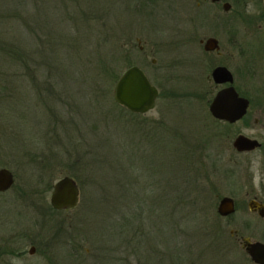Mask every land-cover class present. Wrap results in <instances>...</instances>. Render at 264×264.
<instances>
[{
	"label": "rangeland",
	"instance_id": "1",
	"mask_svg": "<svg viewBox=\"0 0 264 264\" xmlns=\"http://www.w3.org/2000/svg\"><path fill=\"white\" fill-rule=\"evenodd\" d=\"M228 1L233 3L232 8L228 12H224L221 3L211 5L206 2L201 6L200 11H195L189 2L186 1L187 3L183 6L184 0H174L176 8H173L175 10L174 13L172 12L173 19L167 15L168 18L158 17L153 23H145V21L143 23L137 21L115 23L118 32H120L119 30L124 31L131 40V47L125 46L127 49L122 53L125 55L124 61L119 59L121 62L115 65V70L119 74L129 63L130 65L135 64L144 70L151 82L158 88L160 95H158L156 106L146 115L148 118L159 119L162 114L168 121V127L162 133L163 139L171 128L178 130L184 140L188 144H192L197 138L193 129L198 126L199 121H202L204 125L206 122L203 120L208 121L209 114L205 104L203 106L201 100L196 97L197 74L206 71L208 63L219 62V60L228 62V50L231 45H237L242 39L252 36L250 39L252 41L251 51L263 52L261 50L264 48H261V45L264 43V32H262L261 24L264 23V17L261 15V0ZM186 36L192 38L215 36L219 39L222 56L206 54L205 57H202L203 50L197 41L194 42L196 49L194 46L190 47L191 44L187 45V49H185L183 41L186 40ZM137 39H140V43ZM139 46H143L142 50L139 49ZM151 59H155V62H152ZM184 60L188 62L187 65ZM197 60L198 64L199 60L201 61L199 65H195ZM204 62H206L205 66ZM79 77L75 86L69 88V93L62 86L64 102L54 101L55 113L50 120H47V117L44 119L42 116L38 119L41 105L37 102L36 96H31L30 91L26 93L23 88L18 94L15 108L5 107L4 110L3 108L1 110L2 124L9 122L16 131V135L0 132L1 160L5 156L9 161V163L7 162L9 165L5 167L12 171L16 186L5 192H0V237H14L10 244L22 252L20 257H4V261L0 260V264H112L109 259H105V253H108L107 247L111 250L109 255L112 258L121 259L113 264H167L168 262L163 260L164 257L162 258L166 250V232L162 230V232H158L151 223L147 224L148 232L152 234L145 237V247H141L139 254L130 255L128 251H123L122 246H119L120 241L107 243V236L104 235L106 225L110 220V216L105 213L107 211L103 207H95V203L92 201L82 207L84 195L80 188V182L86 180V173L80 168H72V170L70 163L75 160L76 150L81 151V149L72 148L73 146L68 144V142L72 143L77 139L81 142L87 139L88 141L92 140L89 132L85 131L88 130V125L90 126L88 122H92V120H84L85 114L92 112L91 106H87V102H90L89 87ZM104 84L105 82L101 84L100 88L105 91L107 85ZM214 92V89L209 91V98ZM110 98L114 101L112 92ZM59 109L62 110V113L58 112ZM97 109L100 110V108ZM114 111L116 109H113ZM64 124L67 129L64 128ZM199 124L201 125L200 122ZM129 125L130 123L125 121L114 125L117 129L115 131L113 129L112 141L117 144V149H129L127 138L132 140L134 147L139 145L140 131L144 129L137 127L129 131L127 129ZM36 128H38V134L30 136L29 130ZM217 129L219 126L213 125V132H216ZM101 131L103 130L100 129L98 132L100 139H102ZM39 134L42 136L46 134L43 142L39 138ZM55 134L58 136L53 139V142L49 139V145H47L45 138H50L51 135L54 137ZM213 143V148L210 150L213 161L222 167H227V163L234 164L235 157L232 158V161H228L231 153L228 140L221 139L214 134ZM143 144V148L135 152L137 167L149 170L151 166H154L153 173L168 174V156L166 149L163 148V143L155 142L151 145L144 141ZM21 147L25 149L23 148L24 152L21 155L23 159L20 161L25 162L24 164L21 162L20 167L19 164L16 165L18 162L13 160L10 155L16 151L19 154L18 148ZM71 152L72 157H70ZM33 154L36 158L47 157L50 164L41 167L43 169L38 171L37 169L42 163L37 161L29 164L28 161V158ZM143 163L146 165L143 166ZM219 173L210 174L208 179L211 183H218V189L222 194L232 195L237 199L240 207L233 218L241 216L238 221L245 218L249 221L251 219V222H254L253 226L243 230L239 224L231 220H229L231 224L228 226L225 220L218 221L214 214L217 201L214 194L210 192V190L212 191L210 183L206 182L204 195L198 199L196 206L193 204L192 207H189V213L192 214L186 220L184 227V232L188 230V236L184 233L181 236L178 235L180 237V245H178L187 246L186 240L189 237L192 242L190 244L192 245V256L196 260V264H252L239 246L238 241L233 238L235 242L228 244V242L219 239V235L222 236L221 232L226 235L230 228H237L243 236L247 235L253 240L264 242V221L256 220L257 218L248 211L244 204L246 198L244 195L245 179L240 170L238 176L235 175L229 181V178H226L224 174L219 176ZM65 175L76 180L80 193L79 201L76 207L68 211H58L52 209L49 202L51 189L44 191V188L48 183L53 184ZM154 176L158 178L157 174ZM39 177L41 182H39ZM144 181L139 180L134 185L142 187ZM34 189L36 193L32 192ZM41 189L43 190L41 191ZM141 194L143 192L138 189L137 195ZM115 200L118 203L122 201L120 190L116 192ZM155 213H157L156 218L159 220V224L164 223L163 204H160ZM116 216L118 220L119 213ZM152 217L154 218V216ZM214 228H217L219 235L213 233ZM32 245L35 246V251L33 254H29L28 249ZM153 247L154 252L152 251ZM126 255L129 258L124 260Z\"/></svg>",
	"mask_w": 264,
	"mask_h": 264
},
{
	"label": "trees",
	"instance_id": "2",
	"mask_svg": "<svg viewBox=\"0 0 264 264\" xmlns=\"http://www.w3.org/2000/svg\"><path fill=\"white\" fill-rule=\"evenodd\" d=\"M186 1L195 11H200L196 0H184L183 6ZM175 6L174 0H0V132L16 135L9 122L2 124L1 110L5 107L15 108L21 88L36 96L41 105L38 119L42 116L50 120L55 113L54 101L64 102L62 86L69 93V88L75 86L80 76L89 87L90 102H87V106H91L92 112L85 114L84 120H92L88 122V130H85L92 140L83 139L84 142H81L77 139L68 144L81 149L76 150L75 160L70 163L71 169L80 168L86 173V180L80 182L84 195L82 207L91 201L95 207H103L110 216L104 233L107 243L120 241L119 246L130 255L139 254L141 247H145V237L152 234L147 226L151 223L158 232L162 230L167 233L166 250L162 255L167 264H196L189 237L187 246H179V236L182 233L188 236V230L184 232V227L192 214L189 207L193 204L196 206L198 199L204 195L202 182L210 175V167L206 165L207 139L196 127L193 131L197 138L192 144H188L178 130L170 127L163 139L162 133L168 127V121L162 114L159 119H149L145 114L129 112L110 98L111 92L113 95L111 87L120 74L116 72L115 65L125 58L122 54L127 49L125 46L131 47L129 36L122 30L118 32L115 23H153L158 17L173 19ZM103 82L107 85L105 91L100 88ZM113 109L116 111L113 112ZM58 112L62 113V110ZM120 121L130 123L129 131L137 127L144 129L140 131L138 146L134 147L132 140L127 138L129 149L116 148L112 135L117 129L114 125ZM64 128L67 129L65 124ZM100 129L103 130L102 139L98 137ZM29 132L30 136L38 134V128ZM57 136L45 138V143L49 145V139L53 142ZM44 137L46 134H39L42 142ZM59 138L62 140L60 135ZM144 141L151 145L162 142L166 149L167 197L162 193L163 174L153 173L154 166L148 170L136 165L135 152L143 148ZM23 148H18L19 154L16 151L10 155L20 167ZM33 156L28 161L29 164L40 161L42 165L38 171L50 164L45 156ZM7 162L6 157L1 160L0 155V166L9 165ZM139 180H145L142 187L134 185ZM51 188L52 184L48 183L44 191ZM138 189L143 194L138 196ZM118 190L122 200L120 203L115 200ZM32 192L36 193L35 189ZM160 204H163L165 221L159 224L155 212ZM117 213L120 215L118 220ZM106 250L105 259L112 264L121 260L109 255V247ZM152 251H155L154 247ZM127 258L128 255L123 259Z\"/></svg>",
	"mask_w": 264,
	"mask_h": 264
},
{
	"label": "flooded vegetation",
	"instance_id": "3",
	"mask_svg": "<svg viewBox=\"0 0 264 264\" xmlns=\"http://www.w3.org/2000/svg\"><path fill=\"white\" fill-rule=\"evenodd\" d=\"M206 2H209L211 5L221 3V7L224 12H228L229 10H231L233 4L228 0H216V1L196 0V6L200 8ZM225 3L229 4L228 10H224L223 6ZM261 5H262L261 15L264 17L263 0H261ZM261 26H263L262 32H264V23L261 24ZM210 37H213L217 40V46L213 49H206V40ZM252 37L242 39V41L238 42L237 45H231V48L228 50V57H227L228 62L227 61L224 62V60H219V62H215V63L210 62V64L209 63L207 64L206 71L204 70L203 73L197 74V77L195 76L196 81L198 83L196 84L198 86L196 87V91H197L196 97L197 99L201 100L203 106L205 104V108L207 109V113L209 114V118H207L208 121L206 119H205L206 121L203 120L204 122H206V124L204 125L202 121H199L201 125L198 122V126L196 128L198 130L200 129L199 131L202 132L201 135H204V138L207 139L208 141V143L205 144L208 154V155L206 154L208 156L206 158L207 160L206 165L210 167V174L220 172L218 175L220 176L221 174H224L226 178H229L228 179L229 181L235 175L238 176L239 174L238 171L240 170L241 174L245 179L244 188H246V190L244 191V195L246 196V198L244 200V204H246V208L248 209V211L257 218L256 220L264 221V216H261L259 214V209L262 206H264V49L261 50L263 51L261 53L251 51L252 41H250V39ZM137 41L138 43H140V39H137ZM196 41L203 50V53H201V55H203L202 57H205L206 54L207 55L215 54L216 56L219 57L222 56L219 39H217L215 36H208L206 38H199V37L192 38L191 36H186V40L183 41L184 42L183 47L187 49V45L190 46L191 44L190 47L194 46L196 49V46L194 45V42ZM142 48L143 46H139L140 50H142ZM261 48H264V43H262ZM151 60L152 62H155V59H151ZM200 62L201 61L199 60V64ZM184 63H186V65L188 64L186 60H184ZM196 64L199 65L198 60L195 62V65ZM205 64L206 62L203 63L204 66ZM217 67H225L227 69L229 75L224 76L223 78L220 77V79H226V80H221V81L215 80V78L212 75V72ZM149 81L151 82L150 79ZM225 88H232L235 91L236 95L243 99L242 102L243 113L241 114V116H239L234 120L216 118L212 115L210 111V104L214 96L218 91ZM213 89L215 90V92L209 98L208 96L209 91H213ZM235 104L236 103L233 100L229 102V106L230 105L234 106ZM155 106H156V102H155ZM147 112L135 113V114L146 115ZM149 119H154V118L149 117ZM215 124L219 126V129H217L216 132H213L212 128L213 125ZM214 134L221 139L224 138L225 140H228L231 146V153L228 161H232L233 160L232 158L235 157L233 160L234 164L229 165L227 163V167H222V165L219 166V164L218 165L216 164V161H213V157H211L210 155V150L213 148ZM237 139H246L248 141L247 148H243V149L237 148L234 145V142ZM162 177L164 178V180L162 181L163 183L162 193L164 197H167L168 175L163 174ZM208 180L209 179L207 178L202 182L204 189L203 191L202 190L201 191L205 193L204 190L207 185L204 186V184H206V182L210 183V187L212 189V191L210 190V192L214 194L217 201V205L215 206V213H214L216 215V219L218 221L225 220L227 226L231 224V221H233L239 224L240 227L243 228V230H246L247 228L250 229L254 223L251 222V219L249 221V219L245 218V219H240V221H238V218L241 216H237V218H233L235 214L239 211V207H240V205H238L237 199L232 195L222 194L220 189H218L219 188L217 185L218 183L215 182L211 183L210 180L209 181ZM225 197L230 198L232 200L234 210L233 212L227 215H222L218 212V207L221 199ZM58 211H68V210H58ZM241 213H239V215H241ZM229 220L231 221L229 222ZM213 233L219 235L217 228L216 229L214 228ZM221 234L223 237L219 235V239H221L223 242L225 241L228 242L229 244L235 242V240L238 241L239 246L242 248L249 261L252 264H258L251 259V257L245 250L244 243L245 240H248L250 242L259 241L261 243H264L263 241L253 240L251 239V237L247 235L243 236L242 234H240V231L237 228H230L228 233H226V235L223 232H221ZM13 239L14 237L12 238L2 237V236L0 237V260L4 261V257H9V256L12 257L21 256L22 251L18 250L16 247L10 244ZM33 247L35 251V246ZM28 253H29V249H28ZM2 257L3 259H1Z\"/></svg>",
	"mask_w": 264,
	"mask_h": 264
},
{
	"label": "water",
	"instance_id": "4",
	"mask_svg": "<svg viewBox=\"0 0 264 264\" xmlns=\"http://www.w3.org/2000/svg\"><path fill=\"white\" fill-rule=\"evenodd\" d=\"M216 1V0H211ZM224 10L229 9V4H224ZM264 8V0H263ZM217 46V40L210 37L206 40V49H213ZM213 77L217 81L229 75L225 67H217L212 72ZM159 91L154 86L137 65H131L125 68L117 77L113 86V99L116 104L132 113H145L154 108L158 98ZM234 101V106H229L230 101ZM243 99L238 97L232 88H225L216 93L211 104L210 111L216 118L234 120L241 116ZM234 145L239 148H247L248 141L246 139H237ZM15 183L12 171L7 167H0V192L9 190ZM79 188L76 180L65 175L52 184L50 194V205L55 210H69L78 204ZM233 202L230 198H223L220 201L218 212L227 215L233 212ZM259 214L264 216V206L259 209ZM245 250L251 259L258 264H264V243L259 241L250 242L245 240ZM34 252V247L29 248V253Z\"/></svg>",
	"mask_w": 264,
	"mask_h": 264
}]
</instances>
